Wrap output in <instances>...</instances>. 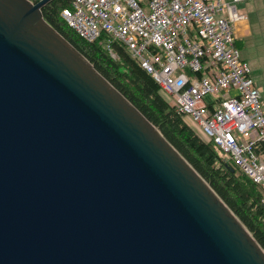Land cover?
Returning a JSON list of instances; mask_svg holds the SVG:
<instances>
[{
  "label": "water",
  "instance_id": "obj_1",
  "mask_svg": "<svg viewBox=\"0 0 264 264\" xmlns=\"http://www.w3.org/2000/svg\"><path fill=\"white\" fill-rule=\"evenodd\" d=\"M0 0V264H264L194 166L43 16Z\"/></svg>",
  "mask_w": 264,
  "mask_h": 264
},
{
  "label": "built area",
  "instance_id": "obj_2",
  "mask_svg": "<svg viewBox=\"0 0 264 264\" xmlns=\"http://www.w3.org/2000/svg\"><path fill=\"white\" fill-rule=\"evenodd\" d=\"M241 0H71L61 14L88 41L106 34L159 83L175 110L264 194V108L234 32Z\"/></svg>",
  "mask_w": 264,
  "mask_h": 264
},
{
  "label": "trees",
  "instance_id": "obj_3",
  "mask_svg": "<svg viewBox=\"0 0 264 264\" xmlns=\"http://www.w3.org/2000/svg\"><path fill=\"white\" fill-rule=\"evenodd\" d=\"M70 6L71 0H51L42 8L43 16L161 130L264 247V194L260 186L213 140L202 136L175 110L159 83L131 56L124 44L111 41L116 53L114 58L104 46L106 34L88 41L73 29L61 14Z\"/></svg>",
  "mask_w": 264,
  "mask_h": 264
},
{
  "label": "crops",
  "instance_id": "obj_4",
  "mask_svg": "<svg viewBox=\"0 0 264 264\" xmlns=\"http://www.w3.org/2000/svg\"><path fill=\"white\" fill-rule=\"evenodd\" d=\"M236 6L240 12L247 15L246 18L238 20L234 24L237 43L239 47L246 46L250 50V52L246 54L248 60L244 59L247 62L249 61L251 74L257 86L260 88L262 95V86L264 87V84L262 83V85H260L258 82L264 81V75L256 74V79L254 77V72L261 69L259 66V57H264V0H241L237 2ZM259 45L261 47H259ZM251 46L253 47L252 49L250 48ZM262 98L264 103V97Z\"/></svg>",
  "mask_w": 264,
  "mask_h": 264
},
{
  "label": "rangeland",
  "instance_id": "obj_5",
  "mask_svg": "<svg viewBox=\"0 0 264 264\" xmlns=\"http://www.w3.org/2000/svg\"><path fill=\"white\" fill-rule=\"evenodd\" d=\"M238 46H239V44H238ZM259 47H261L260 45H259ZM251 49L253 48L252 46L250 47ZM259 49H261V48H259ZM250 52V50L246 47V46H241L240 47V54H241V57L242 58H245L246 60H248V58H247V55L246 54H248ZM248 63H249V61H248ZM251 63V62H250ZM259 66L261 67V69H259L258 71H255L254 72V77L257 79V77H256V74H258V75H264V57H262V56H260L259 57ZM259 77H261V76H259ZM258 83H260V85H262V83L264 84V81H262V82H258ZM262 88H263V92H262V95H261V105H262V107L264 106V103H263V101H262V97H264V87L262 86ZM164 94V96L169 100V96L164 92L163 93ZM264 108V107H263ZM188 121H189V119L187 118V117H185ZM195 128V127H194ZM196 129V128H195ZM197 130V129H196Z\"/></svg>",
  "mask_w": 264,
  "mask_h": 264
}]
</instances>
